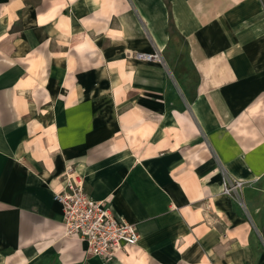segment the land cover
<instances>
[{
	"label": "crops",
	"instance_id": "obj_1",
	"mask_svg": "<svg viewBox=\"0 0 264 264\" xmlns=\"http://www.w3.org/2000/svg\"><path fill=\"white\" fill-rule=\"evenodd\" d=\"M66 173L136 245L64 237ZM0 264H264V0H0Z\"/></svg>",
	"mask_w": 264,
	"mask_h": 264
},
{
	"label": "built area",
	"instance_id": "obj_2",
	"mask_svg": "<svg viewBox=\"0 0 264 264\" xmlns=\"http://www.w3.org/2000/svg\"><path fill=\"white\" fill-rule=\"evenodd\" d=\"M137 58L145 62H160V53L139 54ZM222 194L226 197L237 195L243 183L229 179L222 173ZM63 187L54 192V200L62 208L64 237L82 242L87 256L104 261L113 260L116 255L137 244L139 236L136 227L123 218L115 217L107 200L90 198L80 180L72 174H64Z\"/></svg>",
	"mask_w": 264,
	"mask_h": 264
}]
</instances>
